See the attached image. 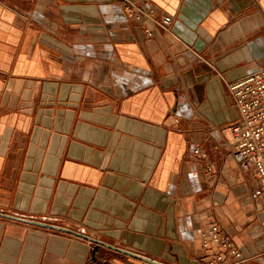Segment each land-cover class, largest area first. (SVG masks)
I'll return each mask as SVG.
<instances>
[{
    "label": "crops",
    "instance_id": "1",
    "mask_svg": "<svg viewBox=\"0 0 264 264\" xmlns=\"http://www.w3.org/2000/svg\"><path fill=\"white\" fill-rule=\"evenodd\" d=\"M263 68L264 0H0V264H206L215 222L264 264L226 154V85Z\"/></svg>",
    "mask_w": 264,
    "mask_h": 264
},
{
    "label": "built area",
    "instance_id": "2",
    "mask_svg": "<svg viewBox=\"0 0 264 264\" xmlns=\"http://www.w3.org/2000/svg\"><path fill=\"white\" fill-rule=\"evenodd\" d=\"M126 6L132 9V15L137 19H149L160 28L172 33L168 29L171 21L168 15H160L152 8L144 11L129 1ZM194 53L211 66V63L198 52ZM226 86L238 112L237 119L229 127V149L226 154L231 152L240 169L251 177L255 194L258 195L264 192V68L227 83ZM191 154L206 157V152L199 146L194 147ZM203 246L211 252L206 264H246L247 262V258L217 222L211 225L204 236Z\"/></svg>",
    "mask_w": 264,
    "mask_h": 264
},
{
    "label": "water",
    "instance_id": "3",
    "mask_svg": "<svg viewBox=\"0 0 264 264\" xmlns=\"http://www.w3.org/2000/svg\"><path fill=\"white\" fill-rule=\"evenodd\" d=\"M98 247H99V244L96 243V245L92 248L91 259H92L93 261H96V252H97V250H98ZM121 252H123V253H125V254H127V255H131V256H133V257H136V258H138V259H141L142 261L147 262V263H149V264H162V263H159V262H156V261L150 260V259H148V258L141 257V256H138V255H135V254L129 253V252H127V251H122V250H121ZM102 264H107V262L105 261V262H103Z\"/></svg>",
    "mask_w": 264,
    "mask_h": 264
}]
</instances>
